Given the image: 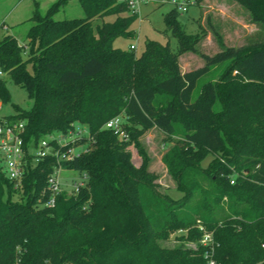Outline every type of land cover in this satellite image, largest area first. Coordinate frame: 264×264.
I'll return each instance as SVG.
<instances>
[{
    "label": "trees",
    "instance_id": "trees-1",
    "mask_svg": "<svg viewBox=\"0 0 264 264\" xmlns=\"http://www.w3.org/2000/svg\"><path fill=\"white\" fill-rule=\"evenodd\" d=\"M66 1L45 16L35 11L26 49L11 36L0 40V100L10 99L9 78L32 101L4 117L25 123L26 142L85 128L83 150L66 168L86 184L47 209L36 200L52 161L29 169L20 190L0 173V264H264V45L224 46L213 31L219 52L199 54L203 66L182 72L179 58L201 37L186 33L176 9L163 17L176 51L147 41L135 55L113 47L132 36L138 19L124 2L79 0L84 18L54 20ZM233 1L264 25V0ZM222 64L219 80L193 98L200 78ZM116 117L127 142L104 129ZM152 129L171 145L161 162L181 193L176 200L158 190L140 146ZM130 145L142 158L138 167ZM200 228L212 235L210 246L201 245ZM176 233L178 246L161 245Z\"/></svg>",
    "mask_w": 264,
    "mask_h": 264
},
{
    "label": "rangeland",
    "instance_id": "rangeland-1",
    "mask_svg": "<svg viewBox=\"0 0 264 264\" xmlns=\"http://www.w3.org/2000/svg\"><path fill=\"white\" fill-rule=\"evenodd\" d=\"M191 1L196 6H189L186 13L179 12L178 22L184 26L186 33L198 34L201 40L195 46V52H187L179 58V66L182 72L203 66L204 63L199 54L213 56L219 52L221 47L214 37L213 31L220 36V41L224 46L248 49L251 46L264 45V25L254 24L248 11L241 6L233 4L231 1L223 6L222 0ZM55 2L57 0H0V40L4 36H11L18 43L26 44L27 32L32 25L29 19L35 11H38L40 16H45ZM198 6L204 8L201 16ZM172 9L173 7L166 0H145L140 4L138 19L130 26L132 36L116 38L113 47L129 50L131 46H134L135 55H140L147 41H157L161 44L169 42L171 49L176 51L177 41L170 34L166 33L165 35L163 21L164 15ZM84 17L85 14L79 0H67L65 5L52 16L54 20L81 19ZM112 20V17L105 19L108 22ZM195 20L196 22H194ZM100 24V19L93 21L94 27ZM225 68V64H222L200 78L194 89L193 98L197 96L204 83L218 81ZM28 70L32 71L30 67ZM6 88L10 99L6 104H2L0 100V116H15L16 112L13 106L24 110L31 108L32 101L28 99L25 90L15 86L9 78H6ZM216 110H220L219 104L216 105ZM165 139L166 136L163 133L152 129L140 137L139 143L149 158V171L157 176L158 190L167 193L176 200L181 197V193L176 190V183L168 176L161 162L163 154L171 147ZM212 158V155H207L202 167H207ZM141 161L142 158L138 150L133 147V164L138 167ZM220 161L223 162L222 159ZM64 177L68 178L66 183H69V180L78 178V173L68 171L64 173ZM180 235V233H176L170 236L169 240L162 242L161 245L166 248L178 246L180 242L177 237Z\"/></svg>",
    "mask_w": 264,
    "mask_h": 264
},
{
    "label": "built area",
    "instance_id": "built-area-1",
    "mask_svg": "<svg viewBox=\"0 0 264 264\" xmlns=\"http://www.w3.org/2000/svg\"><path fill=\"white\" fill-rule=\"evenodd\" d=\"M119 1L124 2L130 13L137 17L140 4L145 2V0ZM166 2L180 13H186L188 7L193 6L192 1L187 0H166ZM25 46V44L20 45L23 49H26ZM130 50L135 51V47L131 46ZM3 76L4 72L0 67V78ZM104 129L112 131L124 142L129 139L122 128L121 117L106 122ZM85 135H87L85 128L77 125L65 134L54 133L33 144L24 139L25 123L23 121L14 122L0 116V173L13 185L14 190H20L29 169L44 161H52V170L47 175L45 187L36 200L39 207L52 209L62 193L66 192L69 196H75L85 187L86 177L83 174L78 173V178L69 180V183H66L68 178L64 177V173L70 171L66 168V164L81 154L83 148L79 142ZM133 147V145L128 146L131 155ZM233 183L231 179L230 184ZM200 230L203 232L201 245L210 246L213 242L212 235L204 232L202 228ZM19 263L18 259L15 264ZM208 264H214V262L209 261Z\"/></svg>",
    "mask_w": 264,
    "mask_h": 264
},
{
    "label": "crops",
    "instance_id": "crops-1",
    "mask_svg": "<svg viewBox=\"0 0 264 264\" xmlns=\"http://www.w3.org/2000/svg\"><path fill=\"white\" fill-rule=\"evenodd\" d=\"M204 1H205V2H206V1H207V2H210L209 0H204ZM230 1L233 2V4L238 5V4L235 3L233 0H222V5H223V6H226V4H227L228 2H230ZM194 6H196V5H194ZM238 6H239V5H238ZM198 8H199L200 16H201V14H202L204 8H203V6H198ZM200 16H199V17H200ZM199 17H198V18H199ZM194 22H196V20H195ZM18 44H19V46L22 45V44H20V43H18ZM187 71H190V70H187ZM187 71H183V72H187Z\"/></svg>",
    "mask_w": 264,
    "mask_h": 264
}]
</instances>
